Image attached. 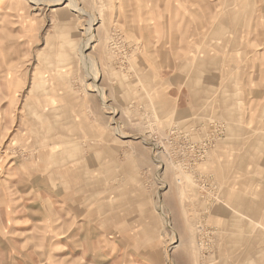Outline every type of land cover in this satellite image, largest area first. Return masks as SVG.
Here are the masks:
<instances>
[{"label":"rangeland","instance_id":"374dc122","mask_svg":"<svg viewBox=\"0 0 264 264\" xmlns=\"http://www.w3.org/2000/svg\"><path fill=\"white\" fill-rule=\"evenodd\" d=\"M0 264H264V0H0Z\"/></svg>","mask_w":264,"mask_h":264},{"label":"built area","instance_id":"2783aa9c","mask_svg":"<svg viewBox=\"0 0 264 264\" xmlns=\"http://www.w3.org/2000/svg\"><path fill=\"white\" fill-rule=\"evenodd\" d=\"M214 129V127H212ZM218 129L214 130L217 131ZM219 132V130H218ZM188 132L182 133V130L177 126L173 125L172 127L168 128L165 134V141L171 142L175 139L182 138V142L184 143L186 149H189V153H191L194 159H201L205 156L207 151L208 141H203L199 143L198 141L190 140L187 138Z\"/></svg>","mask_w":264,"mask_h":264},{"label":"crops","instance_id":"0c3cea01","mask_svg":"<svg viewBox=\"0 0 264 264\" xmlns=\"http://www.w3.org/2000/svg\"><path fill=\"white\" fill-rule=\"evenodd\" d=\"M179 90L175 92V96H177ZM176 98V97H175ZM193 109L189 107V105H187V107L185 105H182L178 111H176V116L177 117H182L184 118L185 116H190V112L192 111Z\"/></svg>","mask_w":264,"mask_h":264}]
</instances>
